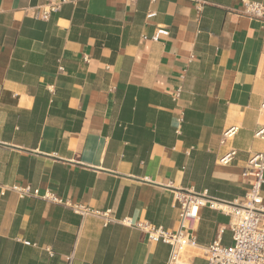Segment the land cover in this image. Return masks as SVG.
<instances>
[{
  "label": "crops",
  "instance_id": "1",
  "mask_svg": "<svg viewBox=\"0 0 264 264\" xmlns=\"http://www.w3.org/2000/svg\"><path fill=\"white\" fill-rule=\"evenodd\" d=\"M48 1L0 0V264H166L169 246L118 222L176 232L187 189L215 206L183 256L205 264L202 248L232 245L220 209L264 149L263 25L246 0H69L37 19Z\"/></svg>",
  "mask_w": 264,
  "mask_h": 264
},
{
  "label": "built area",
  "instance_id": "2",
  "mask_svg": "<svg viewBox=\"0 0 264 264\" xmlns=\"http://www.w3.org/2000/svg\"><path fill=\"white\" fill-rule=\"evenodd\" d=\"M69 0H49L40 12L36 14L37 19L48 20L50 15ZM154 2L155 0H149ZM240 14L251 20L260 22L264 27V5L260 3L244 1ZM154 14L149 13L148 18ZM159 35H167L165 30H158L155 39ZM177 97V95H176ZM175 97V98H176ZM264 111V99L261 104ZM235 134V129H229L223 137L230 138ZM254 137L264 141V127L259 128ZM236 155L231 151L223 156L219 163L227 164ZM242 177L247 180V190L243 198L233 204L220 209L231 218L230 231L232 233V245L221 247L214 242L208 247L202 248L205 256V264H264V204L262 202V188L264 185V149L254 154L246 163ZM19 198H40L55 204H62L52 193H40L29 187H12L9 189ZM4 195V192L1 193ZM180 205L179 227L176 232H167L163 228H155L146 222H134L130 218L123 219L118 223L122 226L136 229L142 232L149 243H162L170 247V253L166 264H192L184 260L183 256L188 249L197 247L193 235L200 220V209L209 206L214 208L205 194H197L192 189H187L178 194ZM79 216L95 215L102 219L103 225L112 222L110 211H94L85 206L71 203H63Z\"/></svg>",
  "mask_w": 264,
  "mask_h": 264
},
{
  "label": "bare ground",
  "instance_id": "3",
  "mask_svg": "<svg viewBox=\"0 0 264 264\" xmlns=\"http://www.w3.org/2000/svg\"><path fill=\"white\" fill-rule=\"evenodd\" d=\"M189 250V249H188Z\"/></svg>",
  "mask_w": 264,
  "mask_h": 264
}]
</instances>
